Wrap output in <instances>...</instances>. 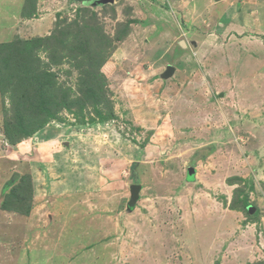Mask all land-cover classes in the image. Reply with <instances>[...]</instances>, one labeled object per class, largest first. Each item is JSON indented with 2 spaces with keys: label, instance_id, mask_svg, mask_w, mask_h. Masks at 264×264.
Segmentation results:
<instances>
[{
  "label": "rangeland",
  "instance_id": "obj_1",
  "mask_svg": "<svg viewBox=\"0 0 264 264\" xmlns=\"http://www.w3.org/2000/svg\"><path fill=\"white\" fill-rule=\"evenodd\" d=\"M172 1L0 0V264H264V18Z\"/></svg>",
  "mask_w": 264,
  "mask_h": 264
},
{
  "label": "crops",
  "instance_id": "obj_2",
  "mask_svg": "<svg viewBox=\"0 0 264 264\" xmlns=\"http://www.w3.org/2000/svg\"><path fill=\"white\" fill-rule=\"evenodd\" d=\"M147 1L150 4L152 2V0H147ZM203 1L205 2V9H203L202 11L197 9L195 3H193L190 0L172 1L171 7H172V9L177 8L179 11H181L180 14L182 15L185 22L187 21V18H185L186 12L190 13L191 10L192 11L196 10L192 22H194V20L196 19L195 17H201L202 18L205 16H210V17H212L214 19H218L220 21H222L221 19H224L225 17H227L231 20H236V21H233L232 24H234V26H235V22H236V26H239L238 20H239L240 14H243V16H242L243 17V23H242L243 26L241 25V27H243L242 30H245L248 32L255 29L253 27V23H252L253 21L258 20V23H259V21L263 20V18H264V0H250V1L245 0L244 4L247 6L244 7V12H243V10L239 12L240 14H237L236 9L234 10V8H236L235 7L236 1L235 2H233L232 0H203ZM174 2H176V3H174ZM222 2H224L226 4H221ZM155 5L156 4H151V8L147 11L145 18H143V20H142V21L151 20L153 22V23H150V24H153L150 27L151 32L153 29H155L157 27V25H156L154 28V25H155L154 23L157 21V18L159 16H161L160 14H157V13L162 12V14H163L162 19H164L165 22L168 21L167 14L169 12L166 9H162V8H160V10H159L158 7H155ZM186 5H188V7H185ZM222 5H223V7H222ZM229 5H232V6H230V8L228 9ZM249 10H251V11H249ZM248 11H249V13H248ZM223 13H226V15L223 16L222 15ZM176 14H179V12H177ZM250 15H253V18H250ZM177 17L178 16L175 15V19H177ZM220 21L217 22L218 26L216 28L219 34H221L222 28L227 26V24H223L224 21H222V22H220ZM187 22H189V21H187ZM162 23H164V22H162ZM187 25L190 26V24H188V23H187ZM163 29L165 30V28H163ZM164 30H162V32ZM256 31H258V30H256ZM169 33L171 34V36L182 37L178 42L181 46H183V47L189 46V45H187V43H188L187 41L189 40L188 37H189L190 31H187L180 26L179 29L178 28L172 29V31ZM205 38L207 39L208 43H211L213 36L211 34H207V35H205ZM229 48H231V47H229ZM242 49L245 50V49H247V47H241V48L238 47L237 49H234V50L230 49L229 51H231V53L233 54V53L239 52V50H242ZM74 253H76V251L71 250L69 252V255L72 256ZM71 263L74 264V260H72Z\"/></svg>",
  "mask_w": 264,
  "mask_h": 264
},
{
  "label": "water",
  "instance_id": "obj_3",
  "mask_svg": "<svg viewBox=\"0 0 264 264\" xmlns=\"http://www.w3.org/2000/svg\"><path fill=\"white\" fill-rule=\"evenodd\" d=\"M189 173H193V168L189 169ZM19 176V174L14 173L12 176V180L17 179ZM141 190V185L138 183H134L130 185V197L128 200V204L129 205H134L136 203V201L139 199V192Z\"/></svg>",
  "mask_w": 264,
  "mask_h": 264
},
{
  "label": "clouds",
  "instance_id": "obj_4",
  "mask_svg": "<svg viewBox=\"0 0 264 264\" xmlns=\"http://www.w3.org/2000/svg\"><path fill=\"white\" fill-rule=\"evenodd\" d=\"M18 174V173H17ZM13 176V175H12ZM134 184V183H133ZM139 184V183H138ZM140 193V192H139ZM137 202V201H136Z\"/></svg>",
  "mask_w": 264,
  "mask_h": 264
},
{
  "label": "bare ground",
  "instance_id": "obj_5",
  "mask_svg": "<svg viewBox=\"0 0 264 264\" xmlns=\"http://www.w3.org/2000/svg\"><path fill=\"white\" fill-rule=\"evenodd\" d=\"M215 228V227H214ZM211 232V231H210ZM208 233V232H207Z\"/></svg>",
  "mask_w": 264,
  "mask_h": 264
}]
</instances>
